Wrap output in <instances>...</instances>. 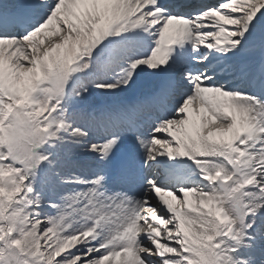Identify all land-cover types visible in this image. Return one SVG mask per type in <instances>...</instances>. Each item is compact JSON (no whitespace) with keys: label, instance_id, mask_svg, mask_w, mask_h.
I'll list each match as a JSON object with an SVG mask.
<instances>
[{"label":"snow or ice","instance_id":"6c2138e0","mask_svg":"<svg viewBox=\"0 0 264 264\" xmlns=\"http://www.w3.org/2000/svg\"><path fill=\"white\" fill-rule=\"evenodd\" d=\"M0 264H264V0H0Z\"/></svg>","mask_w":264,"mask_h":264}]
</instances>
